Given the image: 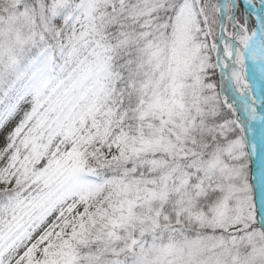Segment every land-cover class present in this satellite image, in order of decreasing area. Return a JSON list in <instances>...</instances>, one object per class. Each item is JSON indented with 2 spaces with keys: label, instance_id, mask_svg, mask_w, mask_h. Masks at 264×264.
Instances as JSON below:
<instances>
[{
  "label": "snow or ice",
  "instance_id": "6c2138e0",
  "mask_svg": "<svg viewBox=\"0 0 264 264\" xmlns=\"http://www.w3.org/2000/svg\"><path fill=\"white\" fill-rule=\"evenodd\" d=\"M0 264H264V0H0Z\"/></svg>",
  "mask_w": 264,
  "mask_h": 264
}]
</instances>
